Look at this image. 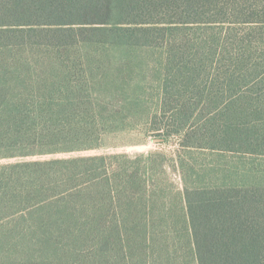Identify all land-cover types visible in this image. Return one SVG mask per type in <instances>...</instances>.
<instances>
[{
  "label": "trees",
  "instance_id": "trees-1",
  "mask_svg": "<svg viewBox=\"0 0 264 264\" xmlns=\"http://www.w3.org/2000/svg\"><path fill=\"white\" fill-rule=\"evenodd\" d=\"M0 264H264V0H0Z\"/></svg>",
  "mask_w": 264,
  "mask_h": 264
},
{
  "label": "rangeland",
  "instance_id": "rangeland-1",
  "mask_svg": "<svg viewBox=\"0 0 264 264\" xmlns=\"http://www.w3.org/2000/svg\"><path fill=\"white\" fill-rule=\"evenodd\" d=\"M110 144H116L117 147L108 149L110 151H119V152H144L156 147H159L151 139V137L146 136L143 132L139 130L126 131L117 135H113L109 138ZM164 148V147H162ZM169 147V149H171ZM94 152V151H91ZM51 156H60V155H49Z\"/></svg>",
  "mask_w": 264,
  "mask_h": 264
}]
</instances>
